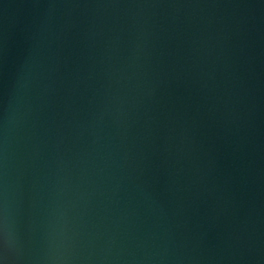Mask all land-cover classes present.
Instances as JSON below:
<instances>
[{"label": "water", "instance_id": "water-1", "mask_svg": "<svg viewBox=\"0 0 264 264\" xmlns=\"http://www.w3.org/2000/svg\"><path fill=\"white\" fill-rule=\"evenodd\" d=\"M0 264H264V0H0Z\"/></svg>", "mask_w": 264, "mask_h": 264}]
</instances>
